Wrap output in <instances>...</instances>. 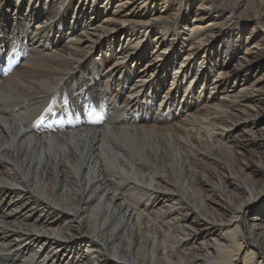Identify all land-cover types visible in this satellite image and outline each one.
<instances>
[{"label": "bare ground", "instance_id": "bare-ground-1", "mask_svg": "<svg viewBox=\"0 0 264 264\" xmlns=\"http://www.w3.org/2000/svg\"><path fill=\"white\" fill-rule=\"evenodd\" d=\"M19 48L0 264H264V0H0ZM87 101L106 122L32 131Z\"/></svg>", "mask_w": 264, "mask_h": 264}, {"label": "rangeland", "instance_id": "rangeland-1", "mask_svg": "<svg viewBox=\"0 0 264 264\" xmlns=\"http://www.w3.org/2000/svg\"><path fill=\"white\" fill-rule=\"evenodd\" d=\"M36 22H33V24L32 25H34ZM33 27V26H32ZM245 36V35H244ZM94 57L95 58H99V56H98V53H96V54H94Z\"/></svg>", "mask_w": 264, "mask_h": 264}]
</instances>
